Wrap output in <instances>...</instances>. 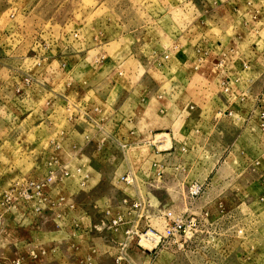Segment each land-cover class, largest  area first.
<instances>
[{
	"label": "rangeland",
	"instance_id": "rangeland-1",
	"mask_svg": "<svg viewBox=\"0 0 264 264\" xmlns=\"http://www.w3.org/2000/svg\"><path fill=\"white\" fill-rule=\"evenodd\" d=\"M3 58L8 59L9 70L15 59L22 78L39 82L36 100L24 99L22 92L8 99L25 112L12 116L15 123L6 135L0 132V264L17 257L27 264H118L116 246L122 233L100 230V223L107 210L110 215L124 212L123 198H138L153 209L171 208L187 220L208 212L217 227L207 243L204 231L192 233L194 241L181 239L150 255L133 245L127 250L129 262L119 264H264V126L257 108L259 104L264 108V0H0ZM111 68L118 87L128 91L123 109L132 120L148 103L146 87L153 81L160 85L157 95L167 111L159 114L158 124L171 129V134L169 129L151 132V138L154 133L164 138L155 143L160 151L142 140L133 143L128 154L134 164L116 171L132 172L135 182L126 185L120 176L115 178L113 196L119 202L106 203L102 214L93 209L96 194H81L80 188L90 180L83 175L90 168L68 163L69 173L54 192L62 199L63 226L51 225L49 209L36 216L23 204L16 208L13 199L5 203L16 181H36L53 171L59 158L66 159L59 144L63 132L89 122V117H107L108 107H101L100 113L99 103L88 100L80 81ZM242 79L249 81L244 84ZM225 80L230 82V94L221 84ZM188 93L195 96L191 103ZM199 106L203 112L195 117L201 119L190 136L198 141L191 157L199 166L193 169L187 164L192 148L183 145L186 151H181L175 146L172 131L179 108L190 112ZM31 108L39 112L27 116ZM45 116L53 126L50 131L40 121ZM132 125L125 123V129ZM190 126L187 131L182 127V137L190 134ZM114 127L109 121L107 130ZM161 141L164 146H159ZM106 150L103 155L108 159L116 152L124 155L113 146ZM181 155L185 165L175 164ZM99 165L107 175L115 170L111 160ZM72 169L80 173L77 188L64 181ZM110 180L101 179L100 193L108 192ZM191 181L203 183L195 198L187 193ZM71 194L76 198L72 206L63 203ZM85 213L94 215L92 221L102 219L95 228L82 219L74 226L78 222L74 218L85 219ZM153 225L160 228L156 220ZM48 226L50 231L60 230L59 240L36 246L35 252L41 247L46 254L31 259L26 237ZM205 244L210 256L204 257L200 253ZM224 251L229 254L226 259L221 256Z\"/></svg>",
	"mask_w": 264,
	"mask_h": 264
},
{
	"label": "crops",
	"instance_id": "crops-1",
	"mask_svg": "<svg viewBox=\"0 0 264 264\" xmlns=\"http://www.w3.org/2000/svg\"><path fill=\"white\" fill-rule=\"evenodd\" d=\"M211 14L213 15L214 13L211 12ZM212 15H210V16H212ZM3 49H5V47ZM11 60L14 62V68L9 70V68L5 64V62H8V59H6V58L0 59V67H1L0 71L2 73L0 75V132L2 134H5V135H6V132L8 130H11L10 125L12 127V124L15 123L14 120H13V122L10 121L12 116L13 117H15L14 115L18 116V114L22 113V111L25 110V109H22L20 107L14 106L8 102V99L10 100L13 97V95H15V90H14L15 86L21 85V83H22V81H21L22 76H21V74L18 73V71H16L17 69H15V68H17V66L15 65L16 60L15 59H11ZM113 70H114V68H111V69L107 70V72L102 73V74L100 72L101 70L100 71L97 70L96 74H94V75L89 73L88 76L87 75L83 76L85 78L80 81V82L83 81L81 83V88L88 92L87 93V94H89L88 100L92 101V102L99 103L100 108L98 109V111L100 113L102 112L101 107H104V106L108 107V112H109L108 115L109 116L107 115V117H104L103 119H100V120L93 118L91 120V123H89L87 121V122L82 123L80 125H75V127L70 129L68 132L67 131L63 132V135L59 139V142H60L59 144H61V147H63V150H64L63 153L66 154L67 157L65 160L62 158H59V160H61V162L59 164H55L56 166L54 167V168H57V167L59 168V167L63 166L64 170H67L66 164L68 163V165L71 167H75V166L81 167V165H84V166H87L90 168L88 170V173L86 175H83V177L86 178L87 180L90 179L88 181V185L85 184V186H83L80 189L82 190L81 194L89 193V194H96L97 195L95 197V199L92 201L93 202V209L96 210V214L97 213L102 214L103 213L102 207L106 206V203L110 202L111 200H112L111 202H114L115 204L119 202V199L115 198L113 196L114 190H116V189L113 188L112 185L114 184L113 182H114L115 178H117L119 176L121 177L124 174L123 173L124 171L120 175L118 174V172L116 170L119 167H121L124 164L125 169L126 168L128 169V167L131 168V163H132V165L134 164V162H133L134 160H132L131 157L129 158V154H128L129 148L133 145V143H135L136 140L141 141L147 135H149L150 132H153L156 129L157 130L158 129H167V130L169 129L168 134H171L170 128H166L165 125L161 126L158 124L159 114L165 113L167 111L166 107L163 106V104H161V99H160L161 95H159V94L157 95V92H159L158 87L160 85H157V83L155 81H153V83H151L148 87H146L144 95H146V98H148V101H147L148 103H146V106H144L142 109L139 108L140 112L136 113L137 116L134 117L132 120L133 116L127 115V113H125L124 109H123V105H124L125 100L127 98H129L128 91H123V89H121V87H118V83L115 80ZM248 81L249 80H247V79L246 80L242 79V82L244 84H247ZM38 82L39 81L36 78H34L33 83L30 86L26 87V86L22 85L23 86V90H22L23 96L22 97L24 99L28 98L31 100H36V96H38L37 95V90H38L37 89V85H38L37 83ZM155 90H156V93L154 92ZM243 91L246 94L244 89H243ZM249 91H250V89H249ZM198 93H201V91H199ZM155 96H157L158 99ZM188 97H190V99H188V100H189V103H191L195 96L193 93H188ZM200 97H204V95L202 94ZM228 104L230 105L231 103H228ZM199 108H201V107L199 106L198 108H195V109L193 108L194 111L190 110V112H188L187 110H185L183 112V107L179 108V110L177 111V114L179 116H176V119H175V124H176L175 129L176 130L172 131V135H173L172 137L174 139V145L175 146L183 147V145H185V146H189L190 148H192V150L189 151L188 158H187V159H189V161H187V160L186 161H187V164L190 162V164L193 165V169H195L196 166H199V162H198L199 160L196 161L194 158L191 157V153L194 151L195 147H198V141H197V139L192 138L190 136L193 135L194 133H196V132H193V128H195V125H197L198 121L201 119V118L196 119V117H195V114L197 116L198 114H202V112H203V110L202 109L199 110ZM35 112L37 113L39 111L36 108H31V110L28 112L27 116L28 115L31 116V114H33ZM43 112H45V111H43ZM42 113H40V114H42ZM118 115L121 116V119H119V120L116 118V116H118ZM47 118H48L47 116L40 118V121L43 120V122H45V124L47 125V130L50 131L51 129H53V126L52 125L49 126V122H48L49 120ZM161 118L159 120H161ZM109 121L115 127L113 128V130L108 131L107 130V124ZM183 122L185 124V127L182 125ZM37 123H38V120L35 124H33L36 128L39 127V124H37ZM125 123L126 124L133 123V125L130 129H125L126 128ZM205 123H207V122H205ZM188 125H191L190 129H192V130H191L189 135L186 134V132H185V134H186L185 137H182L181 136L182 127H183V130L185 129L187 131L189 129ZM13 128L16 129L17 126H14ZM175 131H177L176 132L177 134H175ZM130 135H133V137ZM131 137H132L133 141L130 139ZM0 139H1V134H0ZM124 141H126L129 144L125 149H121L119 146V143L124 142ZM237 141H239V140H237ZM225 142L227 143V141H225ZM226 143L224 144V147H227ZM57 144L58 143H56V145ZM235 144L236 143H234L232 145V147ZM108 146L109 147L113 146L114 149L119 148L122 152H124V155L121 156V154H118V152H116V155L113 156L111 159L106 158V156H104L103 154L107 151L106 149L108 148ZM225 151H226V148H224V150H222L221 157L223 156ZM183 157H185V156L181 155L180 158L178 159V161L175 162V164H178L180 162L182 164H184L182 161ZM140 159L141 158H139V160ZM110 160H111L112 166L115 167V170H114V172L107 175V174H105L104 171H102L99 164L106 162V161H110ZM214 167H215V165H214ZM212 169L206 174L205 178L208 177V175L212 172ZM68 173H69V171H68ZM72 173H73L72 176L70 175L72 179L69 176L68 178L66 177V179H64V181L67 180V182L65 181L66 184L71 183V187L77 188V186L79 184L80 173L77 171L75 172L74 170ZM64 177L65 176H63V178ZM73 177H75V179H73ZM105 177L106 178L109 177L111 179L109 181L111 186L109 187V190L107 193H100L101 186H102L101 185V179L105 178ZM42 178H40V179H42ZM63 178L61 179V182L63 181ZM61 182H57V184H55V185H53L47 189L48 196L50 197V199L53 202L56 201V203L59 200L56 199V197H55L56 195L54 194V192L59 187L58 185ZM82 185H84V184H82ZM68 188L69 187L67 186V189ZM133 191H134V189H133ZM122 192H124V191H122ZM75 199H76L75 196H73V194H71V197L70 196L64 197L65 202H63V203H65V204L75 203V201H74ZM98 201L102 202V204H99ZM56 203L53 204L51 207H49L48 215H50V218H51V220H50L51 225L53 224L54 227H55V225H58L59 227H61L66 223V221H65L66 217L62 216V212H60L62 202L61 203L58 202L57 204ZM16 208H18V206ZM84 215L87 216V217H85V219H84V217L83 218L82 217L77 218V216L74 218V221L78 220V222L77 221L75 222L74 226L78 227L79 222L84 220L83 222H86L84 224H87V225L93 224V227L95 228L96 222L102 219L100 217H97V218L94 217V219L92 221V216H94L93 214L90 213V216H89L87 213H85ZM86 218H87V220H86ZM85 228H87V227H85ZM59 233H60V230L50 231V226L46 227L45 231H42V233H40V232L36 233L34 231L30 232V234L28 235L29 237H26L27 241H30V247H29V248H31L30 253L32 251H34V249L38 245H44V243H48V242L50 243L51 241H54L55 239L59 240L58 239L59 235H60Z\"/></svg>",
	"mask_w": 264,
	"mask_h": 264
},
{
	"label": "built area",
	"instance_id": "built-area-1",
	"mask_svg": "<svg viewBox=\"0 0 264 264\" xmlns=\"http://www.w3.org/2000/svg\"><path fill=\"white\" fill-rule=\"evenodd\" d=\"M164 58H167V56L165 55ZM21 81V85L27 87L33 83V79L30 76L22 78ZM225 81H222L221 84L222 86H225L224 89L230 94V82ZM21 85L15 86V94L22 92L23 87ZM257 108H259L258 119L261 122V126H264V108L261 104H259ZM91 120L92 118L89 117L90 123ZM150 134L148 139H145V137L142 141L153 148L156 147L155 143L157 141L164 139L156 138L157 133H154L151 138ZM128 144L129 143L124 141L120 142L119 146L121 149H125ZM163 144L164 141L159 142V146H162ZM180 150L185 151L186 149L183 146ZM156 151L159 152L160 150L156 147ZM67 175L68 171L64 170L63 166H61L55 168L42 179L36 181L25 178L20 179L16 181V184L13 186V191H11L9 195H6L4 201L5 203H9L11 199H13L12 201H14L15 207L23 204L29 210V213L36 216L40 215L49 209L48 202L52 205L56 203V201L53 202L48 196L47 189L57 184V182H61L63 176ZM121 180H123L126 185H133L135 182L132 172L124 173L121 176ZM187 184V193L190 198H195L201 193L203 186L202 183L191 181ZM60 200L58 202H60ZM120 206L125 208L124 212H117L116 214L110 215V212L107 210L104 213L106 220L104 219L100 223V230L107 229L112 232L121 231L122 233V238L117 242L116 246L117 252L115 262L118 264L121 262H129L127 250L133 245L141 249L143 253L150 255L153 254L156 249H163L171 243L178 242L181 239L183 242H186L187 239L189 241H194L196 236L192 233H202L204 231L207 232L204 240V242L207 243L208 240L214 237L213 235L215 234L217 227L216 221L210 219L208 212H204L199 217H191L187 220L182 215L175 213L171 208L162 207L153 209L147 207L138 198H123L120 201ZM153 220L160 223L159 229L157 226L153 225ZM238 233H242L241 230H238ZM178 245L182 246L181 243H178ZM204 247L205 251L200 254L204 257L210 256V253L207 250V244H205ZM51 250L54 251L55 248H52ZM37 251L38 253L35 251L30 253L31 259H38L46 254L45 248L40 247ZM227 253L228 252L224 251V254L221 255L223 259H226L229 256ZM5 264L27 263L24 261L23 257H17L6 261Z\"/></svg>",
	"mask_w": 264,
	"mask_h": 264
}]
</instances>
